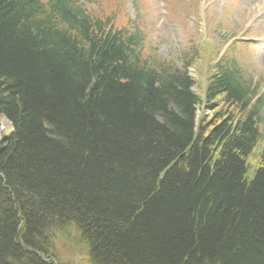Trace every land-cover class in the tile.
Returning a JSON list of instances; mask_svg holds the SVG:
<instances>
[{
	"label": "trees",
	"instance_id": "16d2710c",
	"mask_svg": "<svg viewBox=\"0 0 264 264\" xmlns=\"http://www.w3.org/2000/svg\"><path fill=\"white\" fill-rule=\"evenodd\" d=\"M110 24L0 0V264H73L44 223L91 264H264L263 97L200 51L140 57Z\"/></svg>",
	"mask_w": 264,
	"mask_h": 264
},
{
	"label": "rangeland",
	"instance_id": "374dc122",
	"mask_svg": "<svg viewBox=\"0 0 264 264\" xmlns=\"http://www.w3.org/2000/svg\"><path fill=\"white\" fill-rule=\"evenodd\" d=\"M193 1L194 0H189L186 4H190ZM208 1L210 2L209 14H213L211 18L213 22L223 20L224 27L227 28L229 32H234L235 38L249 41L248 45H240L245 48L243 51L244 57L240 59L238 54H236L237 60L245 75H249V77L252 75L253 79L262 80L261 82H259V80L255 82H258V91L263 90L261 92L264 95V56L262 54L264 53V6L261 5L262 0H207V2ZM100 2L101 0H92L86 5L93 16L104 17L115 13V25L118 27H128L129 23L123 19L118 10L104 8V1L102 3L103 7L97 8ZM140 2L143 6H141ZM172 2L173 0H140L138 14L141 15V19L146 22V25L144 22H139L138 25L145 26L149 31L148 37H150V35H152L150 29L158 27L155 23L160 19V16L163 17V12H158L157 8H168L167 18L171 26L164 23L161 31H154L152 37L157 33L160 34L156 43L157 51L163 56L168 55L176 59L177 61L175 63L181 65L183 56L187 54L186 51L192 49V47L199 43V40H187L189 38L188 33L193 32L194 28L189 23H182L180 25V20L175 13ZM93 4H95L93 6L94 8L91 6ZM111 7L117 8V3ZM183 8L186 7L184 6ZM126 9L131 18H134V14H131V10L127 5ZM127 17L129 18V15ZM236 32L238 33L236 34ZM148 49L151 50L153 48L148 47ZM252 56L254 57L253 60H251ZM189 67L192 70L195 68L196 72L190 71V73L195 75L196 80L202 82L199 60H196V62L189 65ZM262 117L264 118V97ZM10 132L11 131L7 133L9 134ZM43 225V231H45V234L42 232L43 241L52 248L54 252V257H52V259L54 261L73 264H91L88 245L85 242L82 244L75 241L70 233L58 230L53 223H44Z\"/></svg>",
	"mask_w": 264,
	"mask_h": 264
},
{
	"label": "water",
	"instance_id": "95a60500",
	"mask_svg": "<svg viewBox=\"0 0 264 264\" xmlns=\"http://www.w3.org/2000/svg\"><path fill=\"white\" fill-rule=\"evenodd\" d=\"M12 130H13V126H12L11 122L3 114H0V135H4L5 134L4 131L9 132ZM7 135H8V133H7ZM3 138H5V137L0 138V141Z\"/></svg>",
	"mask_w": 264,
	"mask_h": 264
},
{
	"label": "bare ground",
	"instance_id": "6f19581e",
	"mask_svg": "<svg viewBox=\"0 0 264 264\" xmlns=\"http://www.w3.org/2000/svg\"><path fill=\"white\" fill-rule=\"evenodd\" d=\"M263 56H264V54H263ZM5 130V129H4ZM4 133H7V131H4Z\"/></svg>",
	"mask_w": 264,
	"mask_h": 264
},
{
	"label": "clouds",
	"instance_id": "9594fccd",
	"mask_svg": "<svg viewBox=\"0 0 264 264\" xmlns=\"http://www.w3.org/2000/svg\"><path fill=\"white\" fill-rule=\"evenodd\" d=\"M0 114H1V113H0ZM11 124H12V123H11ZM10 133H11V132H10ZM10 133H9V134H10Z\"/></svg>",
	"mask_w": 264,
	"mask_h": 264
}]
</instances>
